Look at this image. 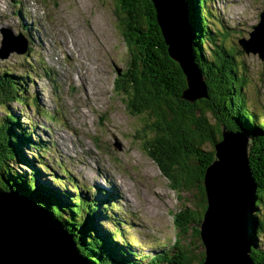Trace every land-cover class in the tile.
Segmentation results:
<instances>
[{"label":"trees","instance_id":"16d2710c","mask_svg":"<svg viewBox=\"0 0 264 264\" xmlns=\"http://www.w3.org/2000/svg\"><path fill=\"white\" fill-rule=\"evenodd\" d=\"M207 1L187 0L192 54L205 75L209 93L208 98L192 102L185 97L186 75L171 56L153 0H116L115 14L127 44L128 59L122 70H116L113 89L132 115L145 118L144 133H150V137L146 136L144 147L170 187L180 200L185 192L193 199L187 198L188 202H182L180 211L173 214L177 229L175 261L166 259V252L144 258L154 263L204 264L207 255L200 227L208 208L207 168L215 158V142L222 139V129L227 127L251 139L250 166L258 186L252 257L255 264H264V246L257 243L259 236L264 238V121L250 107L246 93L250 78L247 72H239L236 49L224 44L223 29L228 27L222 17L216 18L214 1L211 0V11H207ZM210 17L220 27H212ZM35 83L27 71L22 76L5 67L0 71V192H15L35 200L73 235L76 251L89 264H142L133 254V258L126 256L129 249L119 242L126 240L118 220L105 233L96 224L103 210L113 209L109 204L112 197L107 201L91 200L66 168L62 173L68 175V182H73V190H63L67 181L55 171L52 181L59 183L61 190L56 191L40 179L43 172L34 168L35 160L30 158L34 155L23 145L34 148L38 162L52 170L42 161L52 143L43 138L36 142L31 137L32 131L24 129L20 120L24 115L18 108L32 106L39 113H48L30 90ZM210 112L216 115V122L209 118ZM50 118L60 121L54 114ZM111 203L116 204L113 200ZM195 240L199 244L194 246Z\"/></svg>","mask_w":264,"mask_h":264},{"label":"rangeland","instance_id":"374dc122","mask_svg":"<svg viewBox=\"0 0 264 264\" xmlns=\"http://www.w3.org/2000/svg\"><path fill=\"white\" fill-rule=\"evenodd\" d=\"M58 1L59 6L55 5L52 17H47L42 30L50 49L59 42H67L75 52H69V59L62 60L54 67L52 76H48L46 69L41 67L36 53L29 52L28 57L17 52L0 55V71L5 67L9 72L21 76L27 71L35 78L36 83L31 84L30 90L48 113H39L32 106L21 108L17 105L24 115L20 117L23 127L26 131L31 129V137L36 142L43 138L45 142L48 140L52 143L42 160L52 170L44 169V164L42 166L38 162L39 156L34 148L25 145L23 148L34 155L30 158L35 160L34 168L43 172L40 179L56 191L61 190L62 186L52 181L54 171L67 181V187L63 186V190H73V182H68V175L62 173L63 168H66L91 200L96 198L107 201L112 197L109 204L113 209L108 212L103 210L96 224L105 233L119 221L126 240L119 242L129 249L126 254L128 258H133V254L138 258L137 262L142 264H168V261L154 263L144 258L166 252V259L175 261L177 229L173 214L180 211L182 202H188L187 198L191 201L193 199L190 193L185 192L180 200L179 195L170 187L168 179L144 147L146 136L150 137V133H144L145 118L132 115L113 89L116 70H122L128 59L127 44L115 14L116 0ZM212 1L216 3V18L222 17L228 27L226 31L223 29L226 32L224 44L236 49V61L241 67L239 72H247L250 78L246 89L250 107L258 111L261 114L259 119L264 121V59L259 54H247L239 44V39L249 38L253 26L259 23L264 0ZM205 7L208 12L211 11V0L206 2ZM61 9L65 12L64 18ZM23 10L24 6L19 11L22 15ZM8 15V9L0 4V19L8 17L9 21H13ZM209 24L214 28L220 27L211 17ZM30 26L28 31L31 30L35 37L34 23L31 22ZM84 38L88 41L86 51L91 43L97 59L83 55L79 42ZM38 44H42V40ZM2 46L0 35V51ZM70 73L74 77L81 75L80 80H70ZM101 79L108 83V90L104 94L98 89ZM53 114L61 120L51 119ZM208 115L211 121L216 122V115L211 112ZM64 121L77 131V138L66 129ZM116 141L122 142V150L115 148ZM84 142L93 148L94 145H101L100 153L91 156L85 152ZM29 170L31 174V168ZM118 174L124 176L128 188L132 190L130 193L135 194L132 200L118 186ZM99 183L102 187H99ZM113 199H117L118 203L113 205ZM261 210L264 212V209ZM259 213L261 216V211ZM146 233L154 234V238H147ZM187 237L191 239L190 234ZM257 243L263 247L264 238L259 236ZM198 244L199 240H195L193 245ZM141 258L144 260L141 261Z\"/></svg>","mask_w":264,"mask_h":264},{"label":"water","instance_id":"95a60500","mask_svg":"<svg viewBox=\"0 0 264 264\" xmlns=\"http://www.w3.org/2000/svg\"><path fill=\"white\" fill-rule=\"evenodd\" d=\"M171 56L187 79L185 97L208 98L206 78L192 54L190 9L187 0H153ZM0 54L25 52L26 41L4 29ZM16 38V39H12ZM247 53L264 59V9L250 37L240 38ZM249 136L222 129L215 142L214 161L207 168L208 208L201 222L204 264H255L252 257L257 183L250 166ZM121 146V144H119ZM35 200L15 192H0V264H89L76 251L72 235Z\"/></svg>","mask_w":264,"mask_h":264},{"label":"bare ground","instance_id":"6f19581e","mask_svg":"<svg viewBox=\"0 0 264 264\" xmlns=\"http://www.w3.org/2000/svg\"><path fill=\"white\" fill-rule=\"evenodd\" d=\"M9 18L11 19V20H13V18H12V16H9ZM4 44V49L6 50V45H5V43H3ZM16 186V185H15ZM18 186V185H17ZM99 187H102V184L100 185V183H99ZM13 189V188H12ZM14 190V189H13ZM23 191V190H22ZM20 192V191H19ZM25 193V192H24ZM115 222V221H114ZM117 225V224H116ZM115 229V228H114ZM115 232V231H114ZM78 247V246H77Z\"/></svg>","mask_w":264,"mask_h":264}]
</instances>
